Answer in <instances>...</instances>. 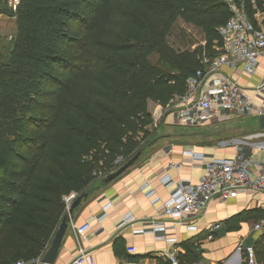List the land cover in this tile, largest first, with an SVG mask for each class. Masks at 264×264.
Wrapping results in <instances>:
<instances>
[{
  "label": "trees",
  "instance_id": "16d2710c",
  "mask_svg": "<svg viewBox=\"0 0 264 264\" xmlns=\"http://www.w3.org/2000/svg\"><path fill=\"white\" fill-rule=\"evenodd\" d=\"M236 1L253 23L252 0ZM5 14L15 34L0 52V264H12L43 254L65 197L149 144L148 101L184 92L219 54L231 12L221 0H20ZM179 21L196 46L168 42Z\"/></svg>",
  "mask_w": 264,
  "mask_h": 264
},
{
  "label": "crops",
  "instance_id": "0c3cea01",
  "mask_svg": "<svg viewBox=\"0 0 264 264\" xmlns=\"http://www.w3.org/2000/svg\"><path fill=\"white\" fill-rule=\"evenodd\" d=\"M252 2L255 8L253 23L264 32V0ZM10 18L0 16L1 20ZM222 70L231 73L245 98L256 107L264 108V50L251 74L241 68L232 71L224 67ZM153 106L158 109L160 104L148 101V111L155 120L156 115L151 111ZM166 114L162 120L172 123V114ZM221 121L227 125L234 123L236 130L230 136L222 137L220 142L186 144L173 141L169 132L162 133L140 151L136 162L120 176L108 184L94 182L88 196L73 209L52 264H74L80 249L93 257L94 264H170L166 252L172 247L178 248L180 264H248L244 248L249 245L255 248L253 264H264V234L253 227L254 223L264 220V190L241 191L224 201L216 197L204 210L191 216L190 223L187 220L182 225L163 216L160 203H153L145 195L148 188L153 189L155 196L163 201L178 181L198 180L203 168L196 163L189 164L183 155L184 149L192 150L204 161L233 158L242 152L251 162L254 173L264 171V128L259 127L258 116L231 115ZM182 160L185 161L181 168L172 166ZM166 175L171 182L164 185L160 179ZM145 184H148L146 188L143 187ZM129 215H132V221L121 225ZM86 221L90 222V229L77 239L72 226ZM159 224L162 227L157 226ZM188 224L194 227L189 228ZM215 225L219 227L212 229ZM184 246L198 259H190Z\"/></svg>",
  "mask_w": 264,
  "mask_h": 264
},
{
  "label": "built area",
  "instance_id": "2783aa9c",
  "mask_svg": "<svg viewBox=\"0 0 264 264\" xmlns=\"http://www.w3.org/2000/svg\"><path fill=\"white\" fill-rule=\"evenodd\" d=\"M228 4L231 15L218 27L221 46L220 52L213 58H203V67L197 69L186 79L185 90L167 103L174 116V122L184 127H199L220 122L226 116H260L264 108L256 107L245 98L239 83L232 78L231 73L222 72L228 67L232 71L241 68L251 74L258 62V57L264 50V32L256 27L248 17L243 2L236 0H221ZM20 0H5L6 7L15 12ZM183 155L189 164H199L203 168L196 182L178 181L166 200L160 201L153 189L145 191L153 203H160V213L169 217L178 225L190 223V217L204 210L216 197L227 200L235 197L241 191L260 192L264 190V171L254 173L251 162L242 152L233 158H212L203 160L190 149H184ZM190 160V161H189ZM185 161V160H184ZM184 161L173 163L175 168H181ZM161 182L167 185L171 182L169 176L161 177ZM148 184L143 187L146 188ZM76 197L74 193L65 197L66 207ZM132 215L127 216L122 224L132 221ZM162 227V224L157 225ZM189 228L194 225L188 224ZM219 225L212 226L217 229ZM255 230L264 234V220L253 225ZM78 239L90 229V222L72 226ZM246 262H255V248L252 245L244 248ZM170 264H179L178 248L172 247L166 252ZM41 255L30 259H18L12 264H40ZM74 264H94L93 257L80 249Z\"/></svg>",
  "mask_w": 264,
  "mask_h": 264
},
{
  "label": "rangeland",
  "instance_id": "374dc122",
  "mask_svg": "<svg viewBox=\"0 0 264 264\" xmlns=\"http://www.w3.org/2000/svg\"><path fill=\"white\" fill-rule=\"evenodd\" d=\"M6 8L7 7L5 6V0H0V16L1 14L3 16L6 15L5 14ZM14 34H15L14 19L12 20V17L6 20L0 19V52H2V55L4 54V51L7 49L8 44L10 42L9 40H11ZM197 41H201V36H199L198 32L194 30L191 26L185 25L180 21L175 25V27L173 28V30L171 31L168 37V42L172 46L176 48H182V49L186 47L188 48V47L196 46L198 43ZM150 61L151 62L156 61V58L154 55L150 57ZM159 110L161 114L160 112H157ZM151 111L153 112V114L156 115V117H155V120L153 119V123L150 129L151 130L150 136L148 137L146 141L149 143H151V141L155 139L158 135L169 132L170 134L169 136L173 141H178L182 143L184 142L186 144H190V143H209V144L213 143L214 144V143L220 142V139L222 137L227 136V135L230 136V134L234 130H236L235 129L236 127H234V123H228L227 125L223 123L222 121L218 123H214V124L199 126V127L180 126L179 124L174 122V116L168 104L160 105L158 109H156V107L153 106L151 108ZM165 113H167L166 115L172 114L173 116L172 123H169V122L164 123L162 119L164 118ZM33 114L38 117H42V116L46 117V115H44L43 112L34 111ZM150 150H154V147H150ZM119 161L120 163L118 164V166L115 167V169H117L119 166H121L125 162L122 159H119Z\"/></svg>",
  "mask_w": 264,
  "mask_h": 264
},
{
  "label": "water",
  "instance_id": "95a60500",
  "mask_svg": "<svg viewBox=\"0 0 264 264\" xmlns=\"http://www.w3.org/2000/svg\"><path fill=\"white\" fill-rule=\"evenodd\" d=\"M258 124H259V127L264 128V114L258 116ZM140 154H141V152L139 151L135 155H133L131 158L126 160L117 169H115L114 171L107 174L102 179V182L104 184H108L109 182H111L112 180H114L115 178L120 176L126 169H128L131 165H133L136 162V160L139 158ZM87 196H88V193L78 195L77 197H75V199L72 201V203L68 207H66L65 214L61 218L60 223H59L58 227L56 228V230L52 236V239L49 243V246H48L44 256L42 257L41 263H43V264H52L53 263L55 256H56V254L59 250V247L61 245L62 239H63V237L67 231L68 224H69L70 218L72 216L73 209L81 203L83 198H86Z\"/></svg>",
  "mask_w": 264,
  "mask_h": 264
}]
</instances>
